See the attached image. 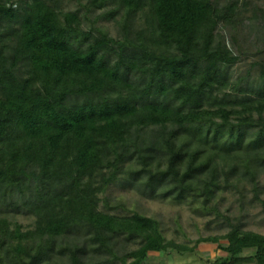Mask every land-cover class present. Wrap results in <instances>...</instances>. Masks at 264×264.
Wrapping results in <instances>:
<instances>
[{
    "label": "trees",
    "instance_id": "trees-1",
    "mask_svg": "<svg viewBox=\"0 0 264 264\" xmlns=\"http://www.w3.org/2000/svg\"><path fill=\"white\" fill-rule=\"evenodd\" d=\"M60 2L0 0L2 264H149L189 250L157 218L103 211L114 185L207 208L249 177L260 200L264 87L232 80L240 57L221 32L240 0H88L116 36ZM201 242L222 251L212 264H264V234L239 225Z\"/></svg>",
    "mask_w": 264,
    "mask_h": 264
},
{
    "label": "rangeland",
    "instance_id": "rangeland-1",
    "mask_svg": "<svg viewBox=\"0 0 264 264\" xmlns=\"http://www.w3.org/2000/svg\"><path fill=\"white\" fill-rule=\"evenodd\" d=\"M249 2L251 3L246 4L245 0H240L238 16L231 27L222 25L224 29H221V32L225 35L229 48L240 57L230 68L232 80L238 84L243 83L244 88L251 84L264 87V79L260 77L257 65L264 59L263 13L258 11L260 6L264 8V0ZM60 3L65 11L80 9L89 28L94 27L113 36L117 35L115 21L99 17L106 11L90 9L88 0H61ZM258 130L253 131V138L257 137ZM239 154H242L241 150ZM239 183V190H222V193L209 202L207 208H203L200 203L192 204L189 200L179 202L171 199L142 198L134 189H122L114 185L111 187L110 207L102 204L101 209L119 216H132L137 212L157 218L161 225L160 231L168 242L189 248L186 251L170 248V254L153 255L149 264H212L224 255L213 244L199 243L202 238L224 235L231 225H239L244 230L264 234V207L261 203V200L264 201V171L257 174L260 200L255 196V184L249 177H241ZM20 222L29 224L32 219L26 220L22 217ZM221 243L226 244V240H221ZM117 261V264H122L120 260ZM64 262H67L66 258ZM4 263L13 264L6 258ZM52 264L62 263L61 260H54Z\"/></svg>",
    "mask_w": 264,
    "mask_h": 264
}]
</instances>
